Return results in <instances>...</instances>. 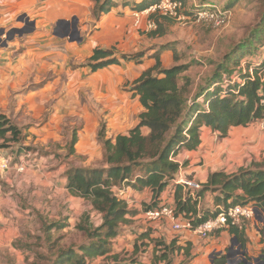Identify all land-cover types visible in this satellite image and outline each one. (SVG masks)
I'll list each match as a JSON object with an SVG mask.
<instances>
[{
    "label": "rangeland",
    "instance_id": "obj_1",
    "mask_svg": "<svg viewBox=\"0 0 264 264\" xmlns=\"http://www.w3.org/2000/svg\"><path fill=\"white\" fill-rule=\"evenodd\" d=\"M209 1L216 2L225 8L227 4L229 5L228 2H235L229 9L231 11L229 22L222 27L231 25L234 27V30L231 27L232 33L240 36L239 42L235 44L244 43L250 39L256 27H264V0H186L187 7L191 9L195 4H204ZM35 2L36 9L31 7L26 10L25 7L22 11H17L6 25L0 24V27L5 28L7 39L4 45H7L9 40L17 39L20 35L23 38L34 33L36 31L34 20L42 17L47 20L49 17L43 12L52 5L51 10L54 16L50 24L53 28L51 35L54 42L46 49L42 57L37 58L35 64H31L32 74H35V77L14 79L8 85L12 92V99L9 106L7 105V110L11 112L9 115L11 119L22 130V135L18 141L11 142L8 147L0 149V264H54L61 250L70 246L78 248L89 243L88 235L79 226L96 228L102 224L103 215L94 208L90 199L70 193L67 188L66 172L72 166L108 167L103 140L99 138V134L104 132L106 139L115 141L117 132L128 133L129 130L125 131L128 129L126 121H120L118 116L123 110L128 115L129 112L134 114L136 111V104L134 105L132 100L134 96L128 100V103L132 104H129V109H125V100H117L120 93L130 91L127 87L131 85L132 80L115 79L112 65L95 72L89 63L95 48L114 47L118 53L132 55L139 53L133 50L125 51L118 45H112V13L110 16L99 18L94 9L93 0H35ZM115 2V7L123 8H126V2L132 3L129 0H115ZM123 13L127 12L120 11V14ZM173 22L174 24L168 25L169 35L176 33L177 22ZM194 25L195 27L206 26L190 24L186 27L192 26L194 29ZM171 26H173L172 31ZM181 34H177L174 38ZM7 35L12 38L8 39ZM212 36L207 38V41L201 42L203 52L208 54L206 50L215 43L213 54H216V57L223 55L224 46L227 48V45H224L225 42L223 44L221 37L214 40ZM217 36H219L218 33ZM96 38L101 39L97 42ZM181 38H185V35L182 34ZM255 40L256 38L248 49H244L246 56L241 66L246 71L252 66L255 68L264 59V49H261L264 46V40L257 42ZM21 41L25 42L24 39ZM211 42H213L212 45ZM236 48L237 46L234 47ZM186 49H190L189 55L193 56L192 47ZM21 50L23 47L19 52ZM262 53L263 55L260 56ZM118 55L120 57V53ZM257 56L260 60L257 58V62L251 65L247 63L248 58ZM205 59L203 54L202 61ZM208 61L206 60L207 63ZM130 63L139 64L136 60L126 61L124 68H133L127 65ZM196 63L194 64L193 61L192 64H188V71L180 77V85L183 87L187 85V101L194 100L202 85L196 89L193 75L197 74L196 71L204 64ZM113 68L117 69L114 66ZM209 79H204L203 83ZM187 80L189 84H186ZM20 101L22 104L29 105L31 110H18ZM116 103H119V106H116ZM190 105L191 101L186 103L187 110ZM122 115L121 118H123ZM50 119L52 123L58 120L61 123L39 133L34 129L30 130L33 124L36 127H43L50 122ZM245 127L251 128L250 136L243 134L241 137L245 143L244 150L248 154L247 158L253 157L250 167L264 168V127L258 123ZM213 132L217 133L218 141L229 135L228 133L226 137H222L218 132ZM74 133L78 134V142L74 146L76 151L72 154L71 142ZM220 146L218 144L214 149L217 150ZM201 150L203 154L207 151L206 147ZM4 159L9 160L7 167L3 166ZM124 186L127 187L128 184ZM113 191L117 195L116 191ZM206 194L208 197L206 201L204 200L206 195L203 197L204 201L199 205V209L211 215L215 211L212 204L216 197L213 192H211L212 195L210 192ZM130 196L133 201L135 200V203L131 201L132 204H129L131 209L138 212L141 208L142 211H139L141 214L152 203V200L148 202L142 200L141 206L136 208L133 207L137 205L136 198ZM133 217L128 216L129 223L121 225L119 238L116 237L111 245L112 251L122 258L136 255L142 263L153 264L152 261L156 259L157 252H155V241L151 240L152 238L168 242L173 237L180 239L182 236L166 222L160 227H155L143 217L136 219ZM253 223L254 226H252ZM145 232L150 236L142 238L140 234ZM243 232L247 238L245 248L229 232L224 237L218 233L216 237L220 238L213 242L214 248L210 242L215 238H211L207 243L200 241L193 244L189 252L175 248L170 254L173 259L172 264H214L215 255L221 254L228 255V264H236L244 258L255 264H264L258 260L255 262V259L264 253V216L251 219ZM246 250L248 253H244ZM158 256H161L159 252ZM109 261L106 256H99L90 260L88 264H109Z\"/></svg>",
    "mask_w": 264,
    "mask_h": 264
},
{
    "label": "trees",
    "instance_id": "obj_2",
    "mask_svg": "<svg viewBox=\"0 0 264 264\" xmlns=\"http://www.w3.org/2000/svg\"><path fill=\"white\" fill-rule=\"evenodd\" d=\"M93 1L99 18L112 11L116 5L115 0ZM160 1H133L131 4L126 2L125 6L132 5L135 10H144ZM234 4L231 1L226 6L230 9ZM150 17L158 24L154 33L160 31L163 22L174 21L157 13H152ZM253 31L250 39L224 56V62L218 65L216 73L206 85L199 88L193 101H187V85H180V77L189 65L164 68L158 54L155 55V66L131 82L132 96L138 97L144 110L139 114L138 124L129 129L128 133L118 134L115 141L106 139L104 132L99 134V138L103 140L108 167L72 166L66 172L70 193L90 199L94 208L102 213L103 222L96 228L79 226L88 235L89 243L61 250L54 264H88L99 256L109 258V264H144L136 255L122 258L112 251V242L118 237L121 225L129 223L128 216L136 213L129 208L127 201L117 197L113 188L124 184L135 190L149 188L153 192V200L146 210L158 207L160 196L180 171L181 164L175 160L176 155L182 149L196 150L199 147L200 129L203 126L226 137L232 127L248 126L259 121L263 111L260 94L263 84L258 73H264V59L254 68L255 79H252L249 71L244 72L241 66V61L246 56L244 49L252 45L251 40L256 37V41L264 40L263 26H258ZM119 53L114 47L95 48L89 59L90 66L96 72L111 65H120L122 61L136 60L141 63L144 55L142 52L133 55ZM187 83L189 84L188 80ZM200 98H203L201 102ZM190 101L191 105L187 110L186 103ZM143 128L149 129L148 134H144ZM21 135L20 127L7 114L0 112V149L18 141ZM77 142L78 134L74 133L72 154L76 151L74 146ZM174 190L177 213L185 217L191 213L195 216L201 214L202 218L197 219L196 224L217 216L222 211L221 208L226 210L237 204L251 203L264 213V168L260 166L242 167L231 174L223 170L210 172L207 182L202 183V189L197 193V199L190 196L181 184H175ZM208 192H213L216 197L215 211L211 215L199 209L200 199ZM228 232L246 247L247 238L243 231L231 227ZM140 236L145 238L150 234L145 232ZM151 240L155 241L157 252L153 264H172L170 254L175 248L189 252L193 246L191 241L180 243L178 237L169 242L154 238ZM158 252L161 256H158ZM215 256L214 264H228L227 254ZM262 256L264 253L255 262ZM236 264L248 263L240 261Z\"/></svg>",
    "mask_w": 264,
    "mask_h": 264
},
{
    "label": "crops",
    "instance_id": "obj_3",
    "mask_svg": "<svg viewBox=\"0 0 264 264\" xmlns=\"http://www.w3.org/2000/svg\"><path fill=\"white\" fill-rule=\"evenodd\" d=\"M129 1L141 2L143 0H129ZM209 2H213V1H209ZM36 5L37 4L35 0H0V24L6 25L8 21L12 20V18L15 16L17 11H22V9H24L25 7L26 10L31 7L36 9L37 8L35 7ZM151 7L146 8L144 10H135L132 9L131 6H128L126 8L114 7L112 11L104 15V17H106V16H110L112 13V45H118L125 51L133 50L134 52H142L144 54L143 57L141 58V63H139L138 65L131 63L127 64L128 66H133V68L130 69L124 68L126 61H123L120 65H112V72L115 73V79L119 78L121 79V81H124L125 79H131L133 82L144 71L155 66L157 62L155 55L158 54L160 57L162 67L164 68H170L172 66L181 65V64L188 65V64H192L193 61L194 64H197L196 62H199L200 64L203 63L204 65L201 66L196 71L197 74L193 75L196 89H198L199 85L201 84H202L201 86L206 85V83H203L204 79L205 80H207L208 78L211 79L212 76H214L218 65L224 62L225 54H227L232 49H234V47L239 45L235 43L239 42L238 40L240 39V36H237L236 34L232 33L231 27L234 30V27L232 25L221 29H214L206 26L195 27L194 25L195 28L192 29L193 28L192 26L186 27V26H182L181 24L178 25L177 23V28L175 29L176 33H174L173 35H169L168 34L169 32L167 31L168 25H172L174 24V22H169V23L163 22V24L159 28L160 31L158 33H154L153 31L145 32L144 30L145 22L148 18H150L151 14L153 13V10L150 9ZM51 8L52 5L48 6V8H46V11L43 12V14H46V16L49 17L47 19L48 21L44 17H42L41 19L33 18L35 19L34 21L36 23V31L34 33H30L26 36H23V38L22 35H20L19 38L22 39L17 38V39L9 40L7 45H4V42L7 39L6 33L0 36V44L3 45V46L0 45V112L7 114L8 116L10 115L11 112L7 110V105L9 106L12 99V92L8 87V85H10L14 81V79H18V78L25 79V78L35 77V74H32L33 68L31 64L32 63L35 64L37 58L42 57L44 55L43 53L47 51L46 49L50 47L54 42V38L51 35L53 28L50 24L53 21L52 17L54 16V13L52 12ZM120 11H124L125 13L126 12L127 13L120 14ZM27 13L29 12L27 11ZM172 27L173 26L170 27L171 31H172ZM0 29H5V28L0 27ZM181 33L185 35V38H181L182 37ZM217 33L219 34V36H217ZM177 34L178 35L181 34V35L177 38H174V36H176ZM211 35H213L212 37H214V40L215 39L217 40L219 37H221L223 39L222 40L223 44L225 42L224 45H227V48H225L224 46L225 52L223 55L221 54V56L216 57V54H213V47L215 46V43L212 45L213 42H211L212 46L210 49H208L209 51L206 50V53L208 54H205V52H203L204 48L201 42L207 41V38H209ZM249 35H246V37H249ZM23 39L25 40V42L21 41ZM96 39L98 42L99 39L101 38H96ZM177 39L179 41H177ZM251 41H252L251 43L254 42V40ZM240 44H243V42H241ZM21 47H23V50L19 52ZM188 47H192L193 56L189 55L190 49H186ZM261 49H264V46H262ZM203 54L204 57L206 58L205 61H202ZM262 55L263 53L260 56ZM257 58H259L260 60V57L257 56L255 58L250 57L247 59L248 61L247 60L246 61L248 64L251 65L253 62L255 61L257 62ZM206 60H209L208 63L206 62ZM113 66L116 67L117 69L115 70ZM187 71L188 69L185 72ZM127 88L130 89V86H128ZM130 98H132V92L123 91L122 93L119 94L117 100H125L126 101L125 109H129L130 105H132L131 103H128V100H130ZM28 100L31 99L28 98ZM132 100H134V105L136 104V111L134 112V114L129 112L128 115V113L124 112L125 110H123V112L118 116L119 118L117 117L118 119H120V121L122 120L126 121L128 125V129H126L125 131H128L129 129H131L132 127L138 124L139 114L144 110L138 97H134V99ZM202 100L203 98L199 99V101ZM18 104H19L17 108L18 110L20 109L25 111H27L26 109L31 110V107L29 105L22 104L21 101ZM116 104H117L116 106H119V103ZM121 115L123 116V118H121ZM60 123H61L60 120L56 121L55 123L54 122L52 123L50 119V122L46 123V125L43 127H36L33 126L34 125L33 124L30 127V130L34 129L36 132L39 133L42 132L44 129L49 130L50 127L52 126H58ZM143 129H144L143 132L145 131L144 133L148 134L149 129L148 128H143ZM250 129L251 128L245 126L232 127V130H230L229 135L226 138H222L220 141H218L217 133L215 134L210 127L204 126L202 127L200 147H198L197 150L182 149L176 155L175 160L181 164V169H182L181 171L183 174H186L191 179H194L203 184L207 182L210 172L223 170L227 173H235L242 167H250V162L253 160V157L251 159L247 158L248 154L244 150L245 143L241 138L243 134L250 136L249 134ZM121 132L122 131H119L117 133L119 134ZM118 134H115V137ZM218 144L221 145L220 148H218L217 150L214 149L217 147ZM203 147H206L207 149V151H205L204 154L202 153L201 150ZM174 185L175 184L172 181L169 184V186L166 188V190L162 193V195L159 198L160 205L165 202L175 201ZM126 190L130 195L134 197V199L136 198L137 205H134L133 207L138 208L139 206H141L140 203L142 200L147 202L153 200V192L149 188H145L144 190H135L134 188L131 189V187H126ZM207 197L208 195L206 194V197L204 199L205 201ZM204 200L202 198L200 200L199 205H201V202ZM212 205L213 208L216 207L214 201ZM129 208H131L130 205ZM139 211H142V209L140 208L138 212L136 211L135 215L137 213L138 215L136 216L133 215L134 219H136L137 217L144 218V215L141 214ZM252 226H254V223L252 224ZM227 232L228 231H223L220 234L222 237H224ZM117 238H119V236ZM173 238H177V237H173ZM173 238H171V240ZM213 238H215V240L211 241L210 244H212L214 248L215 247L214 243L220 237L218 238L216 236H213ZM180 239L179 242L182 244L187 241H192L193 244L195 245L196 243L202 241L193 234L191 235V232H183ZM209 250L212 251L211 249Z\"/></svg>",
    "mask_w": 264,
    "mask_h": 264
},
{
    "label": "built area",
    "instance_id": "obj_4",
    "mask_svg": "<svg viewBox=\"0 0 264 264\" xmlns=\"http://www.w3.org/2000/svg\"><path fill=\"white\" fill-rule=\"evenodd\" d=\"M150 9H152L154 13H157V15L169 17L183 26L202 24L213 28L224 27L229 22L231 14L229 9L220 6L216 2L198 4L191 9L187 7V2L184 0H161ZM157 29L158 24L155 19L151 17L148 18L144 26L145 32L155 31ZM243 69L244 72H247L245 68ZM248 71L252 79H255L256 74L254 67H250ZM258 76L263 84L260 93L263 111L262 117L257 123L264 127V73L260 72ZM8 161L4 159V167L8 166ZM181 170L180 168L177 177L173 180L174 184L183 185L185 191H188L190 196L197 199V193L202 189V183L191 179L186 174H183ZM113 190L116 191L117 197H121L127 201L128 204H130L131 201L134 203L131 196L128 195L125 186L118 188L114 187ZM221 210L222 211L217 216L210 217L198 224H196V218H202V215L198 214L195 216L191 213L188 217H184L182 214H178L175 201L165 202L158 207L145 210L143 215L144 218L148 222L153 223L155 227H160L161 224L166 222L172 229L174 228L181 235L183 232H191V234L204 242L210 241L213 236L223 231H228L231 227H236L240 231H244L248 227V223L251 219H257V217L261 215L264 216V213L257 210L251 203L237 204L226 210L221 208ZM246 253H248L247 250Z\"/></svg>",
    "mask_w": 264,
    "mask_h": 264
},
{
    "label": "water",
    "instance_id": "obj_5",
    "mask_svg": "<svg viewBox=\"0 0 264 264\" xmlns=\"http://www.w3.org/2000/svg\"><path fill=\"white\" fill-rule=\"evenodd\" d=\"M20 31H22V30H20ZM3 34H5V30L4 29H1L0 30V36L3 35ZM8 35H10V34H8ZM11 38H12V36H8V39H11ZM235 240H237V242H238V239L236 237H235ZM244 253H246V252H244ZM242 261L245 262V263H248V264H255L253 261H250L247 258H244Z\"/></svg>",
    "mask_w": 264,
    "mask_h": 264
},
{
    "label": "flooded vegetation",
    "instance_id": "obj_6",
    "mask_svg": "<svg viewBox=\"0 0 264 264\" xmlns=\"http://www.w3.org/2000/svg\"><path fill=\"white\" fill-rule=\"evenodd\" d=\"M242 247V246H241ZM264 262V256H262V257H260L259 259H258V262Z\"/></svg>",
    "mask_w": 264,
    "mask_h": 264
}]
</instances>
